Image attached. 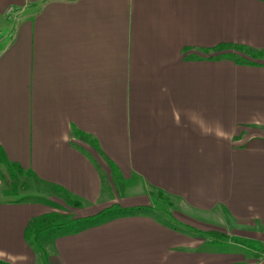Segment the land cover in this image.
<instances>
[{"label": "crops", "instance_id": "crops-1", "mask_svg": "<svg viewBox=\"0 0 264 264\" xmlns=\"http://www.w3.org/2000/svg\"><path fill=\"white\" fill-rule=\"evenodd\" d=\"M224 45L264 1L0 0V154L45 198L0 190V264H262L195 233L264 243V65Z\"/></svg>", "mask_w": 264, "mask_h": 264}, {"label": "rangeland", "instance_id": "rangeland-1", "mask_svg": "<svg viewBox=\"0 0 264 264\" xmlns=\"http://www.w3.org/2000/svg\"><path fill=\"white\" fill-rule=\"evenodd\" d=\"M19 13H20L19 8L15 7V6L9 7L7 9V12H6L8 17H10L11 19L17 17L19 15ZM259 52H262V55L259 56V54H257ZM263 52H264V50L261 51V49L254 50L253 48H251L250 50H245V49H239L235 45H232L231 47H227L223 50H219V52L216 53V55H218L221 59L222 58H228L226 56L231 55L230 59H233L236 61L239 60V61H243V62H253V63H259V64L264 65V53ZM251 54H257V57L258 56L259 57L254 58L253 56H251ZM12 185L13 184L11 181V176L9 174L7 166L0 163V190L2 189V190H5L6 192H8V191L11 192L10 188ZM28 199H27V201H31V203H34V201L41 202L45 198L43 196H41V194L32 191L30 198H28ZM156 199H159V198H156ZM173 201H174V199L172 200V198L167 197V196L163 200L160 199L159 203L157 204L160 208L159 209L160 212H163V213L168 212L169 215L171 213H173L172 211L174 210V207H175ZM61 202H62V200H61ZM54 208H62V207L56 203V204H54ZM56 214L59 216L57 217L58 219H56L53 222L54 223L53 225H56V224L62 225L61 222L63 220L65 221L66 219H69V218H72L73 216H75V214H73V213L68 214L65 211L64 212L63 211L57 212ZM205 227H206L205 228L206 230H198V231L195 230V233H198L201 236H203L204 238L214 240V241H231L233 243V245H235V247H237L236 249L239 250L241 253H244V248H245L246 253H244V256H245L246 260H248V258H250L253 261H257V262H260L262 264L264 263V243L259 242V241L256 242L255 240L253 241V240L242 238L241 236H238V235L232 233V231H227V230L220 228V227H217V226H212V225L206 226L205 225ZM217 233L224 235V237L218 236ZM238 243H240V244H238Z\"/></svg>", "mask_w": 264, "mask_h": 264}, {"label": "trees", "instance_id": "trees-1", "mask_svg": "<svg viewBox=\"0 0 264 264\" xmlns=\"http://www.w3.org/2000/svg\"><path fill=\"white\" fill-rule=\"evenodd\" d=\"M260 1H264V0H260ZM232 45H229V46H220L219 47V49L220 50H223V49H225V48H227V47H231ZM236 47H238L239 49H245V50H250L251 48H249V47H247V46H243V45H235ZM262 51V50H261ZM252 53V52H251ZM264 53V52H263ZM257 54H259V56L260 55H262V52H259V53H257ZM257 54H251V56H253L254 58H256L257 57ZM231 55H228V56H226V57H228V58H231L230 57ZM258 56V57H259ZM257 57V58H258ZM237 61H239V60H237ZM239 62H243V61H239ZM243 63H246V64H253V65H258L259 63H253V62H243ZM0 163H2V164H4V165H6L7 166V168H8V171H9V174H10V176H11V181H12V186H11V188H10V190H11V192H12V195H13V197H15L18 201H24V200H26V199H28V198H26V196L28 195V194H30L29 193V191L31 190V185L30 184H28L26 181H22L19 177H18V175H17V173L10 167V165H9V162H8V160L5 158V156L4 155H1L0 154ZM20 190V191H19ZM22 191V192H21ZM21 192V193H20ZM158 197H159V199H156L155 200V205H156V207H158V209H160L159 208V206L157 205L158 203H159V201H160V199H164L165 197H166V195H165V193H163V192H159L158 193ZM59 215H57V214H48V215H45V216H42V217H39V218H37L34 222H33V224H32V226L31 227H29V229H28V231H27V235H28V237H31V236H38L39 234H41L43 231H45V230H47L48 228H50L54 223V221L56 220V219H58L57 217H58ZM217 235L218 236H222V237H224V235H221V234H218L217 233Z\"/></svg>", "mask_w": 264, "mask_h": 264}]
</instances>
